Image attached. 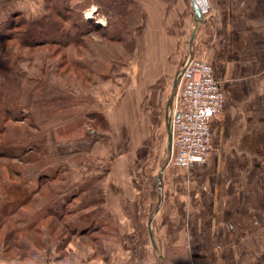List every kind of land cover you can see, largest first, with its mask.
I'll use <instances>...</instances> for the list:
<instances>
[{
    "label": "rangeland",
    "instance_id": "374dc122",
    "mask_svg": "<svg viewBox=\"0 0 264 264\" xmlns=\"http://www.w3.org/2000/svg\"><path fill=\"white\" fill-rule=\"evenodd\" d=\"M99 1L49 2L50 14L53 15L52 6L57 10L63 9L60 14L65 21L60 15H53V18L62 25L63 30L71 34L69 36L61 38L59 33L48 27L50 31L37 34V42L29 48L19 47L15 39L3 42L6 47L7 44L12 47L5 49L13 51L15 70L21 74L19 85L16 86L15 102L23 106V113L21 120L7 121L10 125L6 132H0V264L32 263L27 256L29 253L21 248L22 244L43 247L41 250L48 252L53 250L57 259H62L66 252L67 256L69 249L72 250L74 246L85 245L88 251L94 252L103 261L110 259V254L104 250L107 243L113 240L109 236L113 233L114 224L110 221L108 210L100 204L102 196L99 180L94 173L83 174L84 170L93 171L95 166L102 167L101 172H104L110 164L105 159V151L102 152V158L99 153L90 151L99 139L100 143H105V139H113L121 157L133 158L129 164L144 169L146 174L142 177L149 180L150 186L149 207L159 200L154 177L157 163L161 159L166 162L168 157L165 125L168 127L172 106L171 103L166 104L165 100L167 95H171L172 81L177 71L164 84L159 83L163 79L156 77L147 79L131 76L129 67L134 62L129 57L132 56L135 41L132 31L140 19V13L134 5L130 6L126 2L105 0V4H102ZM202 2L204 21L200 23L196 39L202 38L205 43L196 54L197 57L206 58L213 70L217 71V47L212 45L211 39H217L218 36L220 9L215 0ZM77 3L85 6L81 12L74 8ZM118 3L127 5L119 6ZM115 7L122 9V12H114L112 8ZM9 27L7 25L6 28ZM20 27L25 28L24 23ZM16 30L19 31L15 28L6 31L13 37L17 35ZM113 36L118 39H113ZM59 39L60 42H57ZM19 54L21 57L16 60ZM1 77L0 72V82ZM222 82L226 90L232 87L229 76ZM125 85L128 96L124 104H127L129 113L126 116L127 125L119 123L110 127L102 106H109L113 100L116 106L121 105V92L116 93L115 90L124 89ZM159 87L163 88L161 93L157 91ZM227 100L233 103V93L227 98L225 96L226 103ZM226 103L215 119L221 115ZM24 114H28L27 117H23ZM225 123L212 137V151L205 163L194 165L191 169L169 164V172H165L166 187L172 193L176 192L175 182H179L184 191L185 209L181 221L186 237L181 240L182 245H178L181 247H176L180 248V252L167 253H160L156 249L153 251L151 239L145 232L143 236L135 237L138 244L150 249V253H144L148 255L150 264H189L191 255L196 256L189 251L191 239L188 236L190 220L195 211L202 232L216 231L218 237L221 235L219 239L223 237L224 240H227L225 236L228 235V242L232 245L233 238L238 234L245 232L248 238L246 233H253L258 237L252 235L251 239L259 240L264 249V235H261L264 234V213L260 210L264 202L259 203L258 198L260 192L264 197V155L247 157L238 152L237 140L233 141L229 136L236 124ZM19 131L30 136L25 141H19L14 137ZM83 135L88 136L86 140L81 137ZM40 142L43 143L41 161L37 160L39 156L35 146V143ZM3 143L21 148V159L1 155ZM250 144L262 150L253 142ZM123 147L127 152L123 151ZM6 154L11 155L12 152ZM238 162L240 170H237ZM244 174L245 180H242ZM241 187H245V191L240 190ZM227 194L229 217L236 223L239 233H228L224 224L228 220L225 211L222 213L215 209V203ZM138 198H144L146 202L145 193ZM244 198L246 206H240L241 216L237 220L238 201L244 202ZM246 207L253 210L257 217L261 216L258 224L254 223ZM167 210L168 221H173L178 216L176 208ZM157 216L151 222L154 237L162 228ZM125 224L131 223H123L124 227ZM213 244L215 241L208 240L209 246ZM239 245L245 247L248 244L244 239ZM182 249L185 251L181 252ZM198 256L204 262L208 256L216 254L206 250ZM192 260L196 261L195 258ZM143 263H146L145 259Z\"/></svg>",
    "mask_w": 264,
    "mask_h": 264
},
{
    "label": "crops",
    "instance_id": "0c3cea01",
    "mask_svg": "<svg viewBox=\"0 0 264 264\" xmlns=\"http://www.w3.org/2000/svg\"><path fill=\"white\" fill-rule=\"evenodd\" d=\"M115 1L126 2L130 6L134 5L135 9L140 13V19L134 25L132 31L135 41L132 56L129 57L134 62L129 67L131 69L130 75L147 79L156 77L163 79L162 82H159L160 84L166 83V79L174 76L189 54V40L195 25L194 10L190 1ZM215 1L220 9L221 22L217 26V39L214 37L211 39L212 45L217 47L215 57L217 71L214 70V73L221 82L226 76L232 79V87L227 89L228 91L223 82L222 88L226 98L233 93V103H228L227 100L221 115L217 119H215L216 116L212 118L211 123H214V126L212 125L211 138L215 132H218L223 123L234 122L236 128L229 133V136L233 141L237 140L238 152L247 157H262L264 155V145H262L264 140V54L261 53H264V42L262 41L264 39V0ZM49 2L51 3V0H0V27L11 16L14 20L22 17L26 20H33L43 16L49 10ZM198 2L203 17L198 22L193 34L191 45L193 56H197L196 53L201 51L200 47L205 43L202 38L196 39L200 23L204 21L203 6L199 0ZM126 76L128 77V74ZM248 84H252V86ZM126 85L123 87L124 89L115 90L116 93L121 92V105L118 104L116 106V102L113 100L109 106H102L103 115L110 127L119 123L122 126L126 124V116L129 115L127 104H124L128 96L125 90L127 88ZM157 91L161 93L163 88L159 87ZM237 92L238 99L235 97ZM169 98L170 94L166 97V104ZM165 129V144L168 153L170 147L168 144V127L166 125ZM81 137L86 140L88 136L83 135ZM100 141V139L97 140V143L94 147L92 146L90 151L99 153L101 158L104 156L102 152L105 151L107 153L105 159L110 162L108 168L101 172L102 167L99 168L94 165L93 171L84 170L83 174L94 173V176L99 180V189L102 196L100 204L108 210L110 221L114 224L113 233L109 236L113 240L107 243L104 250L110 254V259L103 261L94 252L88 251L85 245L74 246L72 250L69 249L67 256L66 252L62 259H57V255L53 254V250L48 252L41 250L43 247L22 244L21 248L26 253H29L27 256L32 261L30 264H144V259L145 264H150L148 255L144 254L145 251L150 253V249L134 240L135 237L143 236L144 232L151 239L153 251L156 249L160 253L180 252V248L176 247H181L178 245H182L180 242L186 237L181 221V214L185 209V198L183 195L184 191L178 184L179 182L176 183L174 180L176 192L172 193L166 187L165 172L169 167V161L165 162V159H161L157 163L154 182L159 202L157 201L158 203L155 202L149 207L150 186L149 180L142 177V175L146 174L144 169L135 167L132 163L129 164V162H133V158L121 157L119 152H117L118 148L113 139H105V143H100ZM250 142H253L262 150L251 147ZM124 148L123 151L127 152V149ZM211 151L212 149L208 158ZM260 163L262 164L263 162ZM214 165H216V162ZM237 167V170H240L239 162ZM242 180H245V174L242 176ZM140 188H142L141 191ZM240 190L245 191V187H241ZM144 193L146 202H144V198H138L140 194L144 195ZM222 197L215 203V209L222 213L225 211V216L228 220L224 221V224L226 230L229 231L228 233H239L240 231L236 230V223L231 221L229 217L231 215L228 208L229 196L227 194ZM258 198L259 203L264 202L262 192L259 193ZM243 200L244 202L238 201L237 220L241 216L240 206H246V199L244 198ZM173 206L176 208L178 216L173 221H168L166 217L167 208L173 210ZM245 210L253 217L254 223L257 222L258 224L261 216L257 217L256 213L248 207ZM260 210L264 213L262 205ZM156 215H158L157 220L162 222V228L154 237L151 222ZM197 219V211H195L193 218L191 217L190 220L191 227L188 229V236L191 239L189 251L196 256L191 255L189 264H264V249L260 246V241L251 239L252 235L256 237L258 235L246 233L249 235L246 238L245 232L240 233L236 238H233L232 245L228 242L230 239L228 235L225 236L227 240H224L223 237L219 239L221 235L218 237L216 231L214 233L202 232L197 224ZM218 220L221 221L220 218ZM128 222L131 224H125L124 227L123 223ZM128 226L131 228L129 229ZM192 230H195V233H192ZM120 238H124V240ZM244 239L248 244L245 247L239 245V242ZM171 240L177 246H173L176 244ZM208 240H211V242L215 241V245L209 246ZM206 250L213 252L216 256H208L207 261L203 262L201 261L202 257L198 255ZM183 251L185 250L182 249L181 252ZM159 256L161 257L162 255L159 254ZM193 258L196 261L192 260ZM20 264L28 263L20 262Z\"/></svg>",
    "mask_w": 264,
    "mask_h": 264
},
{
    "label": "built area",
    "instance_id": "2783aa9c",
    "mask_svg": "<svg viewBox=\"0 0 264 264\" xmlns=\"http://www.w3.org/2000/svg\"><path fill=\"white\" fill-rule=\"evenodd\" d=\"M200 8L198 0H194ZM203 5V0H199ZM204 12V7H203ZM171 102L169 163L190 168L205 163L212 149L211 120L222 110L225 93L212 64L202 57L185 59Z\"/></svg>",
    "mask_w": 264,
    "mask_h": 264
},
{
    "label": "trees",
    "instance_id": "16d2710c",
    "mask_svg": "<svg viewBox=\"0 0 264 264\" xmlns=\"http://www.w3.org/2000/svg\"><path fill=\"white\" fill-rule=\"evenodd\" d=\"M102 4H105V0H100L99 1ZM82 5V6H81ZM77 3L75 4L74 8L77 9L76 11L83 10L85 6L83 4ZM119 6H126V3H118ZM53 11V15H62L60 12L63 10H57V8H54L53 6L51 7ZM73 8V7H72ZM111 10V6L108 8ZM66 10H70L69 8H66ZM114 12L120 13L122 12V9L118 8H112ZM51 13V11H50ZM49 13V10L47 13H45L43 16L33 19V20H26L25 18H18L19 20H14V18L11 16L10 19L5 20L3 23V27H0V72H1V82H0V132H6V128L8 125L7 121H19L22 118V113H23V106L19 104H16L15 100L17 98V88L18 87V79L21 76V74H18L19 71L16 72V66H14V61H12L13 57V51L9 49H5V45L3 42L5 40H11L15 39L17 41V45L21 48H29L35 42H37L35 36L37 34H47L50 30H47L48 27H51L53 32L59 33L58 35L63 38V36H69L71 35L67 30L62 29L61 24H57L53 18V15ZM62 20L65 21V18L61 16ZM24 23L25 28H21L20 24ZM7 25H10L9 28H6ZM6 28V29H5ZM19 29V31L16 30L17 35L15 36H9L11 35L10 33H7V29ZM83 35V34H81ZM117 36H113V39H118L116 38ZM60 42V39L57 40V42ZM80 38L77 41V44H79ZM60 44V43H59ZM67 43H64L66 45ZM10 45V44H9ZM7 44L8 48H12ZM63 45V46H64ZM6 47V48H7ZM6 50V51H5ZM16 60L20 59V54L16 55ZM18 70V69H17ZM20 70V69H19ZM28 114H24L23 117H27ZM30 135L25 134L22 131H19V133H15L14 137L16 139H19V141H25ZM4 142V141H3ZM37 143V142H36ZM36 153L39 156L37 160H42V155H43V143L40 142V144H36ZM21 148L10 145L9 143H3L1 144V155H4L6 157H13V158H18L21 159L20 156L23 154L21 151ZM11 155H7L6 153H11ZM15 152V154H14ZM17 152V153H16ZM14 155V156H13ZM21 200H16V202H20ZM15 204V202H11Z\"/></svg>",
    "mask_w": 264,
    "mask_h": 264
},
{
    "label": "water",
    "instance_id": "95a60500",
    "mask_svg": "<svg viewBox=\"0 0 264 264\" xmlns=\"http://www.w3.org/2000/svg\"><path fill=\"white\" fill-rule=\"evenodd\" d=\"M189 1H190L191 5L193 7V10H194V22H195V25H194V28L192 30L191 37H190V40H189V54L187 56L188 59L192 57V46L191 45H192V38H193V34L195 32V28H196L198 22H200L202 20V17H203L202 13L200 11V8L197 5V3L194 0H189ZM182 69H183V67L181 66V68L177 71L176 77L173 80L172 92H171L168 104H170L172 99H173V96H174L175 90H176L177 80H178V77H179ZM169 123H170V120H168V144H169L170 148H169L168 157H167L166 162H168V160H169V156H170V152H171V142H172V135H171V130H170Z\"/></svg>",
    "mask_w": 264,
    "mask_h": 264
}]
</instances>
